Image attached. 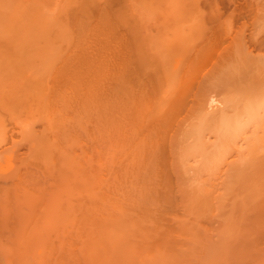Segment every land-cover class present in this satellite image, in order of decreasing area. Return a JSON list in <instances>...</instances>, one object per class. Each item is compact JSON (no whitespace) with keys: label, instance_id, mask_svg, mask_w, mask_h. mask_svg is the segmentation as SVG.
<instances>
[{"label":"bare ground","instance_id":"1","mask_svg":"<svg viewBox=\"0 0 264 264\" xmlns=\"http://www.w3.org/2000/svg\"><path fill=\"white\" fill-rule=\"evenodd\" d=\"M53 1L46 10L61 19L71 1ZM217 1L208 37L190 6L175 22L188 25L150 47L152 64L113 4L85 19V35L65 30L44 75L8 81L12 97L0 88L12 122L0 123V264H264V0H229L227 15ZM13 34L0 61L25 49Z\"/></svg>","mask_w":264,"mask_h":264},{"label":"rangeland","instance_id":"2","mask_svg":"<svg viewBox=\"0 0 264 264\" xmlns=\"http://www.w3.org/2000/svg\"><path fill=\"white\" fill-rule=\"evenodd\" d=\"M52 3H54V1L52 0H48V3H46L47 2V0H44V1H42V0H0V3H2V4H8L9 5V7H7V8H12V10H13V12H10L9 13V11H8V9L6 10V12H4V10H3V8H4V5H1V6H3V8H2V10L0 9V12L2 11V13H0V20H2L3 22H0L1 24L0 25H3V24H6V26H8L9 28H8V30H5V25H3L2 26V28H4V30H2L1 28V30H0V33L2 32V31H9V32H11L10 33V35L12 34V33H14L13 35L14 36H11V39L13 38V41L14 40H16L17 38V40L16 41H14L15 42V44H16V46L18 47V45L20 46V44H18L20 41H22V40H24L22 43H23V45L24 46H20V48H22V47H24L25 49H22V50H18V49H20L19 47L18 48H16L17 49V51H19L18 52V54L17 55H19V54H21V55H27L28 56V58H27V56L25 57V59H24V57H23V59L24 60H22V58H20V60H19V57L18 56H16V54L15 53H10V55H8L9 57H7V59L6 60H9V62H7L6 60H1L2 62H4V61H6V63H9L8 65H6L7 67L6 68H8V66L10 65L11 67L10 68H8V70L7 71H10V72H8V73H5V71H3L5 74H8V75H6V78H4L2 75H1V77L3 78V80H1L2 78L0 77V80L1 81H3V82H5L4 84L3 83H0V88L1 89H3V91H2V93H4V91L6 92V94H7V96H10V94H15V92H16V90L15 89H13V90H15V91H12L11 89H12V86H14L13 88H15V84L16 85H18V86H21L22 84H23V82L25 81V80H27V79H29V77L31 76V78L30 79H33V81H34V78L33 77H35L36 78V76H38V73H39V76L40 75H42L41 73H43V75L45 74L44 72H42V70L44 69L45 70V65L48 63L47 61H50L51 62V60L50 59H53V57L55 58V55L57 54V53H55L56 51H57V49L59 48V49H61V48H63L62 46H64L65 45V43H64V45H62V42H66V43H68V41H66L67 39H69L68 38V36L70 35H74V38H77L79 35H81L80 34V28L81 27H83L81 30H83L84 29V24L86 23L85 22V19H86V21L88 20H90L89 18H92V20L94 19L96 22H98L97 20L99 19L100 20V16L99 17H97L96 15H94V16H96L97 18V20L95 19V17H92L93 15L91 14V13H94V14H96V13H99L100 12V10H101V13L104 11V9H109V10H111V7L113 6V4H115L114 6H113V8H112V10L110 11V13H111V15L112 16H115L116 15V17L117 16H119V17H117V18H115L114 20L116 21V19L118 20V21H122L123 22V24L122 23H120L119 24V22H118V26H119V28H120V25H122V27L121 28H123L124 27V29H121V30H125V27L127 28L128 27V30L131 28L132 29V32H134L132 35H136V36H139V37H137L136 38V36H135V39L137 40V39H139L138 40V45H139V47H140V50H141V53H142V55L144 56V59H146L145 61L147 62V63H153V61L155 60L154 58V60L152 59V54H151V52H149V50L152 48V44L154 43V45L155 46H158L159 44H160V46H158V47H160V49H161V47H162V43L164 42L165 43V40L166 39H171L172 37H173V33H174V30H175V28L176 27H178L179 25H181V24H179V25H177L178 23L177 22H179V21H181V17L182 18H184L185 19V17H187L186 16V11H188V10H191L190 9V6L191 5H188L189 7H188V9H186L184 12H183V10L182 9H185L186 8V4L188 3V0H183V1H186L185 3L183 2H181V0H176L178 3H179V7H176L175 5H174V3L176 4L177 2L175 1V0H169L168 2H167V0L165 1V3H164V0H106V2L109 4V5H106V6H111L110 8L109 7H104L103 8V6H104V4L102 3V1L101 0H87L88 2H91V3H88V2H82L83 0H70L71 1V3H69V4H67V6H65V8H70V10L68 11V9H65L64 11H66V12H68V13H66V12H63L62 14H60L61 15V19H63V20H61L60 18H56V16H55V19H57V21L59 22V24L60 25H63L62 27L61 26H59V24L57 23V25H56V20L55 19H53V18H51V16L53 15V13H50L48 10H51V9H48V10H46V8H48L47 6L49 5V3L50 2ZM56 1V0H55ZM60 1V0H59ZM62 1V0H61ZM75 1V3H73V2ZM77 1V2H76ZM105 1V0H104ZM103 1V2H104ZM112 1V2H111ZM117 1H118V3H117ZM148 1H149V3H151L154 7H150V9H154L155 7V9H154V11L156 10V12H158V13H156V12H151V10L150 9H148L147 8V4H149L148 3ZM161 1V2H160ZM190 1V0H189ZM194 1V2H193ZM193 1H191L193 4L192 5H194V6H191L192 7V16H193V14H194V16H197V21H198V23H199V25H200V27H201V30H202V33H206V35H207V37H208V35L210 34V32L213 30H211V28H214L212 25H213V23H215V22H210L211 20H210V17L209 18H207V20H206V15L208 14V10H209V4H208V2H209V0H204V1H202V0H193ZM197 1H199V2H197ZM201 1V2H200ZM63 2L65 3V2H67V1H64L63 0ZM62 2V3H63ZM78 2H79V4H78ZM81 2V3H80ZM115 2V3H114ZM129 2V3H128ZM167 2V3H166ZM171 2H173V3H171ZM191 2H189V4L191 3ZM217 2H219V5H218V3H217V5H218V7L220 6V9H224V11L222 10H220L221 12H224V13H226V15L227 14H229V11L230 10H232V9H230L229 7H232L233 5H231L230 3H231V1L229 2V0L227 1V0H224V2L223 1H221V0H218ZM221 2H223V3H221ZM56 3H58V1L56 2ZM62 3H60L59 2V4L61 5ZM83 3V4H82ZM170 3V4H169ZM177 3V4H178ZM195 3H197V4H195ZM200 3H202V7L200 8V6H201V4ZM221 3V4H220ZM47 6H46V5ZM106 4V3H105ZM151 4H149V5H151ZM161 4H163V5H161ZM164 4L167 6V7H171V6H174V7H176V8H181L180 10L179 9H176L175 8V10H179V12H176V11H174L173 10V8L174 7H172V8H170V9H168L169 10V13H168V11H167V9H163L164 7H162V6H164ZM204 4V5H203ZM224 4V5H223ZM7 5V6H8ZM50 5H52V4H50ZM55 5V4H54ZM64 5L65 4H63V7H64ZM76 5V6H75ZM117 5V6H116ZM147 5V6H146ZM151 5V6H152ZM160 5H161V7H160ZM169 5H171V6H169ZM198 5V6H197ZM221 5H223V7H221ZM228 5V6H227ZM230 5V6H229ZM0 6V7H1ZM57 6V5H56ZM80 6V7H79ZM83 6V8L85 7L86 9H87V11L89 10V12H90V16L91 17H88V19H87V17H86V15H85V17L86 18H84V16H82L83 15V13H84V11H83V8H82V10H81V12H80V10H79V8H81ZM131 6V7H130ZM133 6V7H132ZM135 6H137V9H135L136 7ZM145 6H146V8H147V10H146V8H145ZM166 6H165V8H166ZM226 6V7H225ZM55 7V6H54ZM53 7V8H54ZM89 7H91V8H89ZM183 7V8H182ZM225 7V8H224ZM59 8H61L60 6H59ZM93 8V9H92ZM134 8V9H133ZM200 8V9H199ZM227 8V9H226ZM233 8V7H232ZM63 9V8H62ZM77 9H78V11H77ZM86 9H84L85 10V13L87 12L86 11ZM99 9V10H98ZM153 9H152V11H153ZM157 9L159 10V11H157ZM172 9V10H171ZM230 9V10H229ZM11 10V11H12ZM54 9H52L51 10V12L53 11ZM58 10V9H57ZM56 10V11H57ZM97 10V11H96ZM105 10V11H106ZM124 10V11H123ZM134 10V11H133ZM149 10H150V12H149ZM170 10H171V12H170ZM123 11V12H122ZM161 11H162V13H161ZM219 11V12H220ZM3 12H4V14H3ZM8 12V13H7ZM14 12H16L17 14H15ZM55 12V11H54ZM60 12H61V10H60ZM59 12V13H60ZM173 12V13H172ZM183 12V13H182ZM201 12V13H200ZM202 12H204V14H202ZM220 12V13H221ZM14 13V14H13ZM46 13H47V15L48 14H50V18H49V20H50V22H49V20L47 19V17H46ZM88 13V12H87ZM100 13V14H101ZM123 13V14H122ZM127 13V14H126ZM170 13L172 14V16L170 15ZM181 13V14H180ZM188 13H189V11L187 12V15H188ZM9 14V15H8ZM19 14V15H18ZM22 14V16H20ZM69 15V17L71 18V20H70V18L68 17V15ZM115 14V15H114ZM155 15V17H153L154 15ZM174 14H175V16H174ZM180 14V15H179ZM190 14V13H189ZM200 14L201 15H203V16H205L204 18H205V20L207 21V22H210V23H212V24H210V23H207L208 25H211V27L210 26H208V25H206L205 24V26H204V24L202 23L203 21H201V16H200ZM206 14V15H205ZM4 15V16H3ZM12 15H14V16H12ZM16 15V16H15ZM17 15H18V17H17ZM55 15V14H54ZM98 15V14H97ZM102 15V14H101ZM146 15V16H145ZM176 15L178 16V17H176ZM185 15V16H184ZM225 15V14H224ZM80 17V20L78 21L77 19H79V17ZM88 16V15H87ZM128 16V17H127ZM189 16H191V15H189ZM9 17H11V18H13V17H15L14 19L16 20L17 18H18V20L19 21H17L16 20V23H14L15 21H14V19L12 20L11 18H9ZM21 18V20H20V18ZM78 17V18H77ZM140 17H141V19H143V20H141L140 19ZM175 17V18H174ZM207 17H208V15H207ZM3 18H4V20H3ZM8 18H9V20H8ZM82 18H84V20L82 19ZM167 18V24H165V22L163 23V20H165V19ZM177 18V19H176ZM190 18V17H189ZM81 19H82V21H81ZM128 19H129V24H128ZM162 19V20H161ZM175 19V20H174ZM187 19V18H186ZM210 21H209V20ZM52 20V21H51ZM66 20H67V22H66ZM69 20V21H68ZM77 20V21H76ZM172 20V21H171ZM6 21V22H5ZM12 21V22H11ZM54 21H56L55 23H52V22H54ZM120 21V22H121ZM125 21H126V23H125ZM132 21V23H130ZM148 21V22H147ZM183 21H184V23H185V25L187 24L188 25V23H189V21H187V23H186V21L185 20H182V25H183ZM70 22V24H68ZM77 22V23H76ZM82 22H84V23H82ZM92 22H94V21H92ZM92 22L90 21V24H91V26L93 27V26H95V22L92 24ZM177 24H176V23ZM12 23V24H11ZM65 23V24H64ZM82 23V24H81ZM147 23H149V24H147ZM26 24V28L23 26V25H25ZM30 24V27L28 26ZM72 24L73 25H77V28H76V30L77 31H79V32H77V31H73L72 30V28L70 29L69 28V26H71L72 27ZM131 24V27L129 28V25ZM170 24L172 25V27L170 26ZM173 24L175 25L176 24V26L174 27L173 26ZM67 25V27L69 28H67L66 29V27H65V29L63 30V28H64V26H66ZM82 25V26H81ZM84 25V26H83ZM96 25H97V23H96ZM123 25H125V26H123ZM181 25V26H182ZM184 25V26H185ZM186 25V26H187ZM42 26H44V28H42ZM59 26V27H58ZM142 26H144L143 27V29H142ZM1 27V26H0ZM88 28V24H87V26H85V28ZM90 27V26H89ZM168 28V29H165V28ZM55 28V29H54ZM57 28L58 29H60V31L59 30H57ZM75 27H73V29H74ZM118 28V29H119ZM173 28V29H172ZM10 29H12V30H14V32L13 31H10ZM16 29V30H15ZM79 29V30H78ZM94 29V28H93ZM130 29V30H131ZM39 30V31H38ZM45 32H44V31ZM47 30V31H46ZM65 30H68V32H69V34H68V32H65ZM70 30V31H69ZM86 30V29H85ZM204 30V31H203ZM56 31V32H55ZM61 32V33H63V32H65L63 35L61 34V33H57V32ZM63 31V32H62ZM74 33H77V34H74ZM88 31V30H87ZM90 31H92V29H91V27H90ZM126 31H127V29H126ZM184 31V30H183ZM9 32H7V34L9 33ZM17 32H19V33H17ZM23 32V33H22ZM71 32L73 33V34H71ZM81 32H83V31H81ZM125 32V31H124ZM169 32H171V33H169ZM6 33V32H5ZM26 33V34H25ZM85 33H86V31H85ZM142 33V34H141ZM144 33H145V36H144ZM158 33H160L159 34V36H158ZM201 33V32H200ZM16 34H18V35H16ZM65 34H68V36L66 35L65 36ZM163 34H165V39L163 40ZM3 35H4V33H3ZM10 35L8 34V36L10 37ZM62 37H61V36ZM82 35H85V34H82ZM81 35V36H82ZM88 34H86V36H87ZM131 35V36H132ZM141 35V36H140ZM202 35V34H201ZM5 36H7V35H5ZM7 36V37H8ZM58 36H60V37H58ZM76 36V37H75ZM80 36V37H81ZM204 35H202V37H203ZM7 37H4V38H6L7 40H5L4 42H6V41H9L10 40V38L8 39ZM16 37V38H15ZM27 37H29V39L27 40ZM65 37V39H63ZM67 37V38H66ZM73 37V36H72ZM142 37V38H141ZM159 37V38H158ZM205 37V36H204ZM207 37H205V39L207 38ZM0 38H1V36H0ZM4 38H1V39H4ZM27 40H25V39ZM60 38V39H59ZM83 38H85V37H83ZM143 38H144V41H142L143 40ZM148 38V39H147ZM64 41H63V40ZM158 39V40H157ZM18 40H20L19 42H17ZM60 40V41H59ZM72 40H73V38H72ZM76 40H78V39H76ZM12 40H10V43L12 44L13 42H11ZM57 41V42H56ZM74 41V40H73ZM152 41V42H151ZM161 43H160V42ZM2 42H3V40H2ZM4 42H3V45H2V47L4 48L5 46H11V44H9V45H6V44H4ZM24 42H25V44H24ZM41 42V43H40ZM46 42V43H45ZM52 42H54V43H52ZM75 42V41H74ZM79 42V41H78ZM149 42H150V44H149ZM7 44H8V42H6ZM51 43V44H50ZM70 43H73V42H70ZM76 43H77V41H76ZM136 43V42H135ZM1 44L2 43H0V46H1ZM14 44V45H15ZM18 44V45H17ZM44 44V45H43ZM50 44V45H49ZM62 45V46H59V45ZM69 44V43H68ZM67 44V45H68ZM136 44V45H137ZM157 44V45H156ZM26 45V46H25ZM43 45V46H42ZM73 45V44H72ZM71 45V46H72ZM147 45H150L149 47L147 46ZM153 45V46H154ZM13 46V45H12ZM12 46L9 48V49H12ZM71 46H69L68 47V49L71 47ZM252 46V45H251ZM1 47V48H2ZM14 47V46H13ZM43 47V48H42ZM47 47H49V48H47ZM66 48H67V46H65ZM146 48V49H144L143 50V48ZM151 47V48H150ZM253 47V46H252ZM0 48V49H1ZM46 48V49H45ZM51 48V49H50ZM72 48V47H71ZM156 48V50H159L157 47H155ZM155 48H153L152 50H150V51H156L155 50ZM7 48H5V50H6ZM14 50H15V48H13ZM55 49H56V51H55ZM68 49H66L67 51H68ZM1 50H3V49H1ZM46 50V51H45ZM62 50V49H61ZM60 50V51H61ZM146 50V51H145ZM7 51V53L9 54V52H8V50H6ZM6 51H5V54L4 55H6ZM13 51V50H12ZM22 51V52H21ZM14 52V51H13ZM16 52V51H15ZM52 52H53V55H52ZM58 52H59V50H58ZM63 52V51H62ZM66 52V51H65ZM146 52H149V53H146ZM1 53V52H0ZM145 53V54H144ZM12 54V55H11ZM13 54H15V55H13ZM29 54V55H28ZM32 54V55H31ZM150 54V55H149ZM2 55H3V53H2ZM2 55H0V58H1V56ZM21 55H19V56H21ZM41 55V56H40ZM50 55H52V57H49ZM152 55V56H151ZM16 56V57H15ZM36 56V57H35ZM44 56V57H43ZM148 58H147V57ZM149 56H150V58H149ZM3 57L4 56H2V58L1 59H3ZM12 57H14L15 59L18 57V61H15V63L14 62H12V64L14 63V65H12V64H10L11 63V61H13L11 58ZM47 57V58H46ZM48 57H49V59H48ZM58 57V56H57ZM13 58V59H14ZM31 58V59H30ZM41 58H42V61H41ZM45 60H44V59ZM48 59V60H47ZM149 59H151L150 61H149ZM36 60H38V61H36ZM54 60V59H53ZM52 60V61H53ZM0 61V62H1ZM27 61V62H26ZM46 61V64L45 63H41V62H45ZM20 62H21V65H20ZM50 62H49V64H50ZM155 62V61H154ZM5 62L3 63V64H6ZM26 63V64H25ZM17 64V65H16ZM18 64L20 65V66H18ZM33 64V65H32ZM42 64H45V65H42ZM1 67H3V65H0ZM17 66V67H16ZM41 66V67H40ZM42 66H43V68H42ZM48 66V65H47ZM1 67H0V69H1ZM16 68V70H15V68ZM24 67V68H23ZM26 67V68H25ZM32 67V68H31ZM38 67H40V69H41V71H37L36 72V70L37 69H39ZM14 68V70H13V73H12V69ZM19 69V70H18ZM23 69V70H22ZM29 69V70H33L32 72H30L29 70L27 71V70ZM35 69V70H34ZM2 70V69H1ZM0 70V71H1ZM5 70V69H4ZM22 72H21V71ZM26 70V71H25ZM47 70V69H46ZM6 71V72H7ZM23 71H25V72H27L26 74L27 75H25V76H27L26 77V79L24 78V76L22 75L24 72ZM15 72V73H14ZM28 72L30 73L29 75H28ZM36 72V73H35ZM47 72V71H46ZM31 73H33V74H31ZM11 74H13V77L11 76ZM15 75H16V77H15ZM32 75H35V76H33L32 77ZM8 77H9V80H8ZM20 78V79H19ZM23 78V79H22ZM38 78V77H37ZM4 79H5V81H4ZM14 79V80H13ZM25 79V80H24ZM29 79V80H30ZM20 82H19V81ZM21 80H23V82L21 81ZM29 80H28V82H29ZM0 81V82H1ZM11 83V81H12V83L13 82H15L14 83V85L13 84H11L12 86L10 87L9 85H10V83ZM22 82V83H21ZM7 83L9 84V85H7ZM25 83H27V82H25ZM1 84H3V87L4 86H7V88L6 89H8V90H10V92L8 91V90H4V88H2V85ZM29 84V83H28ZM30 85H31V82H30ZM29 85V86H30ZM23 87V86H22ZM24 87H26V85L24 86ZM23 87V88H24ZM29 89H30V87H29ZM18 90V89H17ZM25 90H21V91H19L17 94H18V96H19V94H20V96H21V93H25L24 92ZM26 91H27V89H26ZM29 91V90H28ZM8 92H9V95H8ZM1 94V93H0ZM22 94V95H23ZM12 95L10 96V97H12ZM16 95V94H15ZM14 95V96H15ZM17 96V97H18ZM1 97H2V95H1ZM4 97H5V94H4ZM10 97H8L7 99H9ZM3 98V97H2ZM2 98H0V99H2ZM6 98H5V100H7ZM11 100V99H10ZM4 101V100H3ZM7 102H9V100H7ZM6 103V102H5ZM0 104H2V106H4L3 105V102H1L0 101ZM8 103H6V105H5V107L4 108H7L8 106H9V104L7 105ZM15 105V104H14ZM14 105H13V107H14ZM2 106H0L2 109H3V107ZM7 106V107H6ZM12 107V108H13ZM0 108V109H1ZM9 108H11V107H9ZM19 108V106L18 107H16L15 106V108H13L14 109V111H15V109L17 110ZM0 110V114H1V111H2V114L3 115H1L0 116V123L3 125V127H4V129L5 128H8L9 126L10 127H12V122L10 123V120H9V118L11 117L10 115H8L7 116V114H9V113H7V112H9V111H7V109H6V113H5V109H3V110ZM12 110V109H11ZM13 111V112H14ZM17 111H20L19 109L17 110ZM16 113V112H15ZM19 112H17V114H18ZM19 114H21V113H19ZM18 114V115H19ZM6 115V116H5ZM3 116V117H2ZM5 116V117H4ZM8 117V118H7ZM8 120H6V119ZM1 119H3V121L1 120ZM3 122V123H2ZM5 122L7 123L8 122V124H7V127H5L6 126V124H5ZM9 123H10V125H9ZM1 124H0V126H1ZM4 124H5V126H4ZM2 127V126H1ZM3 127L1 128V129H3ZM3 129V130H4ZM2 130V131H3ZM0 132H1V130H0ZM264 140V139H263ZM260 146V145H259ZM263 146H264V144H263ZM261 147V146H260ZM264 148V147H263ZM260 149V148H259ZM261 149H262V147H261ZM258 150V149H257ZM256 150V151H257ZM261 151V150H260ZM263 152H264V150H263ZM259 153V152H258ZM262 154H264V153H262ZM257 155V154H256ZM261 155V154H260ZM259 155H257V157H258ZM264 157V155H261V157L259 156V158H263ZM258 158V159H259ZM256 159V158H255ZM256 162H257V160H256ZM248 163V162H247ZM250 163V162H249ZM248 163V164H249ZM243 166V165H242ZM216 177V176H215ZM214 177V178H215Z\"/></svg>","mask_w":264,"mask_h":264}]
</instances>
